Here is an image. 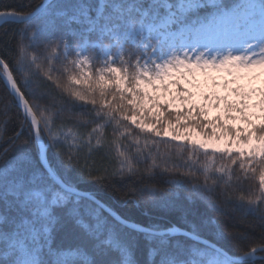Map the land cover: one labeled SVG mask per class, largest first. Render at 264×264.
<instances>
[{
    "label": "snow or ice",
    "instance_id": "6c2138e0",
    "mask_svg": "<svg viewBox=\"0 0 264 264\" xmlns=\"http://www.w3.org/2000/svg\"><path fill=\"white\" fill-rule=\"evenodd\" d=\"M0 84V264H264V0L0 4Z\"/></svg>",
    "mask_w": 264,
    "mask_h": 264
},
{
    "label": "trees",
    "instance_id": "16d2710c",
    "mask_svg": "<svg viewBox=\"0 0 264 264\" xmlns=\"http://www.w3.org/2000/svg\"><path fill=\"white\" fill-rule=\"evenodd\" d=\"M26 2V0H0V4L6 5V4H16V3H23ZM8 28H13L15 27L14 25H7ZM3 88V85L0 84V89ZM217 163H221L218 161ZM118 211H123L122 209L119 208V206H116ZM205 235H208V233H205ZM217 242L221 244L225 248H230L231 247V241L228 240L227 238L224 239H219L216 238Z\"/></svg>",
    "mask_w": 264,
    "mask_h": 264
}]
</instances>
